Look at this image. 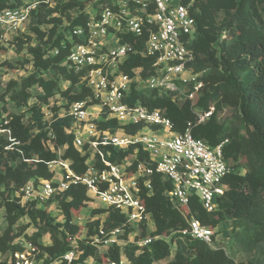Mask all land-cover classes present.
<instances>
[{"label": "trees", "instance_id": "obj_1", "mask_svg": "<svg viewBox=\"0 0 264 264\" xmlns=\"http://www.w3.org/2000/svg\"><path fill=\"white\" fill-rule=\"evenodd\" d=\"M85 1L67 0L32 10L28 30L9 39L16 57L1 63L5 70L31 63L33 70L10 79L3 93L20 110L1 109L6 115L5 119L0 118V125L9 129L13 140L0 135V208L6 222L0 233V264H9L10 254L22 248L17 241L21 237L38 247L37 264H68L63 255L71 250L77 254L69 264L106 256L118 259L120 255L135 264H236L222 245L213 248L181 232L187 226V217L169 200V180L157 173L151 176V191L143 188L140 193L149 223L125 224V215L118 210L94 208L92 219L84 225L82 238L76 237L80 225L72 221V216L92 200L83 185H72L48 199V203L56 199L63 221H55L44 207L47 202L39 205L34 200L22 201L20 189L28 181L53 178L48 162L58 157L68 159L77 174L84 173L87 167L90 152L87 145L75 146L72 118L58 114V107H54L52 118L46 121L42 111V105L56 94L64 100L62 110L76 101L95 102L85 84L84 73L74 72L65 63L69 47L75 41L70 31L84 26L90 18ZM13 5L9 0H0V11ZM190 12L197 32L191 45L195 53L191 69L195 79L202 82L195 102L173 90H142L135 81L127 100L162 111L172 122L174 132L182 133L189 128L194 137L209 144L226 142L224 155L233 159L238 170L226 177L228 188L217 198L215 211L207 212L197 196L190 197L189 209L211 228L228 224L233 233L237 232L238 246L251 255L248 264H264V0H193ZM145 38V32L140 37H122V42L131 41L138 50L121 64L123 73L133 76L134 70L139 69L141 78L154 73V58L140 54ZM45 71L51 75H44ZM62 81L66 84L63 88ZM33 87L40 92L32 94ZM32 97L36 100L29 102ZM210 106L214 107L212 114L198 122L197 113ZM223 107L233 111L226 121L217 117ZM3 120L7 122L4 124ZM97 126L111 131L123 128L128 133L141 127L120 125L115 119L99 120ZM104 150L113 162H120L129 154H135L137 160L146 158V153L135 146ZM95 164L101 166L98 160ZM23 217L28 222L17 224ZM148 224H152L150 229ZM30 225L34 229L26 233ZM99 227L105 230L124 227L120 237L123 239H129L130 234L135 241L146 236L155 238L146 246L127 242L122 252L119 246L112 245L106 253H100L89 243ZM137 227L141 231L136 235ZM46 234L48 241L42 242Z\"/></svg>", "mask_w": 264, "mask_h": 264}, {"label": "built area", "instance_id": "obj_2", "mask_svg": "<svg viewBox=\"0 0 264 264\" xmlns=\"http://www.w3.org/2000/svg\"><path fill=\"white\" fill-rule=\"evenodd\" d=\"M65 1L9 0L14 5L0 11V41L21 32L32 10L38 6L53 7ZM192 1L111 0L97 8L94 14L89 13L90 18L84 26L70 31L75 41L69 47L65 63L74 72L84 73L85 84L92 91L95 102L76 101L60 115L72 118L74 144L77 148L87 145L90 157L82 174L73 172L68 159L58 157L48 162V168L57 172L58 178L28 181L20 189L22 201L34 200L43 205L53 194L81 184L87 195L98 200L103 208L124 214L125 224L149 223V213L140 193L143 188L151 191V176L157 173L169 180V200L187 217V226L181 232L210 247L219 245L214 238V228L202 224L191 214L189 199L197 196L207 212L215 211L217 198L228 188L226 177L238 170L233 159L224 155L226 142L209 144L194 137L189 128L182 133L174 132L172 122L162 111L127 100L131 83L135 81L142 90H173L180 97L195 102L202 82L195 79L191 69L195 57L191 45L197 34L190 12ZM144 32L146 38L140 54L154 58V73L141 78L139 69H135L134 75L130 76L123 73L120 66L127 56L138 50L131 41L122 42L121 39L126 35L140 37ZM94 106H98V110H93ZM213 111L214 107L210 106L197 113V121H204ZM107 119H115L120 125L141 127L134 133L123 128L115 131L99 129L97 121ZM6 122L3 120L4 124ZM2 132H7L6 138L13 140L9 129L0 125ZM129 146L140 147L146 158L137 160L135 154H129L120 162H113L104 150L106 147L125 149ZM96 160L100 167L96 166ZM123 233L124 227L109 230L99 227L89 243L100 253H106L112 245L119 246L122 252L127 242L141 247L155 238L146 236L135 241L133 237L120 238ZM17 241L22 248L10 254L9 264H37L38 247L22 237ZM76 254L71 250L63 258L69 264ZM82 264L135 263L120 255L118 259L108 256L99 260L89 258Z\"/></svg>", "mask_w": 264, "mask_h": 264}, {"label": "rangeland", "instance_id": "obj_3", "mask_svg": "<svg viewBox=\"0 0 264 264\" xmlns=\"http://www.w3.org/2000/svg\"><path fill=\"white\" fill-rule=\"evenodd\" d=\"M100 0H86L85 1V10L91 14H94L97 10V6H104L106 3H110L111 0H105L103 2H99ZM65 24V22H64ZM28 26L29 23L27 22L26 24H24L22 26V32L23 31H27L28 30ZM114 43V41H112V44ZM16 57V54L14 52V46H12L10 44V40H2L0 41V111H1V115L2 117H0L1 119H5V115L6 112L2 111V107L6 109V111H19L20 109H17L13 106L12 102L8 99L7 96H3L4 90L6 88L7 82L10 79H18L21 76H24L26 74H28L29 72H31L33 70L31 63H28L26 65H24L23 68L20 69H14V70H5L3 68V66L1 65V63L6 60V61H12L14 58ZM44 75L49 76L51 75L50 72H43ZM65 82L62 81L60 82V86L63 88L65 86ZM32 94H36L40 92V89L37 87H33L31 89ZM36 98L32 97L29 99V102L35 101ZM64 100L59 97L58 94L54 95L53 97H51L49 99V102L46 104L42 105V111L44 113V119L46 121H49L52 116L51 114L54 113V107H58L57 109V113L58 114H62V109H61V105H63ZM98 106H94L92 107L93 110H98ZM232 109L229 107H223L217 114V117L220 121H226L228 119H230L232 117ZM1 121V120H0ZM0 135H3L4 137L7 136V132H2L0 133ZM59 153V151H58ZM54 178L57 179L58 178V174L57 172L54 173ZM49 212L50 214L55 218V221H63V217L61 214V211L58 208V204L56 202V199H53V201L51 202H47L44 206ZM102 207L101 203L96 200L95 198L91 201H89V203H87V205L82 208L79 212H76V214L74 216H72V221L78 225H80V230L78 231L76 237L77 238H82L84 236L85 233V223L90 221V219H92L91 216V209L94 208H100ZM95 218V217H94ZM28 219L27 217H23L21 218L18 223H27ZM6 222H5V218H4V210L2 208H0V233L3 230L4 226H5ZM136 225V224H135ZM147 226H149L148 229L151 228L152 224H148ZM34 226L30 225L27 230L26 233H30L31 231H33ZM141 231V229L139 227L136 228L135 230V234H139ZM236 236H237V232L233 233L231 228L228 226V224L226 223H221L219 226H217L216 228H214V238L216 240V242L219 245H222L223 247H225L226 251L233 256L234 261L236 264H248V261L251 257V255L247 254L245 251H243L237 244L236 241ZM132 238V235L130 236ZM42 242H47L48 241V235H45V238H42L41 240Z\"/></svg>", "mask_w": 264, "mask_h": 264}]
</instances>
